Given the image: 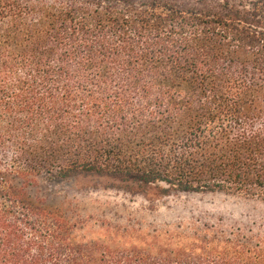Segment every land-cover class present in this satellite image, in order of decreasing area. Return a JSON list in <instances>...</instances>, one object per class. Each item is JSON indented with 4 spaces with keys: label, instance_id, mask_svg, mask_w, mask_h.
<instances>
[{
    "label": "trees",
    "instance_id": "obj_1",
    "mask_svg": "<svg viewBox=\"0 0 264 264\" xmlns=\"http://www.w3.org/2000/svg\"><path fill=\"white\" fill-rule=\"evenodd\" d=\"M73 178L264 203V0H0V264H264L221 222L87 238Z\"/></svg>",
    "mask_w": 264,
    "mask_h": 264
},
{
    "label": "rangeland",
    "instance_id": "obj_2",
    "mask_svg": "<svg viewBox=\"0 0 264 264\" xmlns=\"http://www.w3.org/2000/svg\"><path fill=\"white\" fill-rule=\"evenodd\" d=\"M220 1L210 0L212 4ZM95 184L85 178L42 184L47 206L87 225L78 232L87 238L108 224L153 229L158 225L189 227L221 222L264 234V203L260 200L223 193L135 194L101 185L96 188Z\"/></svg>",
    "mask_w": 264,
    "mask_h": 264
}]
</instances>
